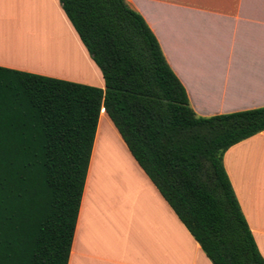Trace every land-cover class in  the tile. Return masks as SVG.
I'll use <instances>...</instances> for the list:
<instances>
[{"label": "trees", "instance_id": "16d2710c", "mask_svg": "<svg viewBox=\"0 0 264 264\" xmlns=\"http://www.w3.org/2000/svg\"><path fill=\"white\" fill-rule=\"evenodd\" d=\"M105 87L0 66V264H68L102 108L213 264H264L224 165L264 106L200 116L127 0H60Z\"/></svg>", "mask_w": 264, "mask_h": 264}, {"label": "crops", "instance_id": "0c3cea01", "mask_svg": "<svg viewBox=\"0 0 264 264\" xmlns=\"http://www.w3.org/2000/svg\"><path fill=\"white\" fill-rule=\"evenodd\" d=\"M127 1L198 115L264 106V0ZM0 66L105 87L60 0H0ZM224 165L264 257V130L231 146ZM68 264H213L104 107Z\"/></svg>", "mask_w": 264, "mask_h": 264}, {"label": "bare ground", "instance_id": "6f19581e", "mask_svg": "<svg viewBox=\"0 0 264 264\" xmlns=\"http://www.w3.org/2000/svg\"><path fill=\"white\" fill-rule=\"evenodd\" d=\"M71 46V44H69Z\"/></svg>", "mask_w": 264, "mask_h": 264}]
</instances>
